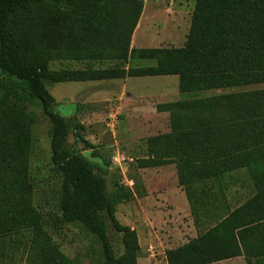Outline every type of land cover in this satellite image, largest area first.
<instances>
[{
    "label": "trees",
    "instance_id": "trees-1",
    "mask_svg": "<svg viewBox=\"0 0 264 264\" xmlns=\"http://www.w3.org/2000/svg\"><path fill=\"white\" fill-rule=\"evenodd\" d=\"M142 0H0V233L29 234V264H71L32 207L31 127L39 104L50 123V163L60 174V224L81 223L101 245L102 264L135 261L136 236L126 230L125 262L114 255L102 213L130 201V189L97 177L90 162L66 148L68 124L46 88L67 82L177 76L185 95L264 84V0H195L181 48H131ZM154 60L149 68L112 67L52 72L55 61ZM170 131L147 141L142 168L173 164L178 186L190 189L241 169L264 176V89L182 99L157 106ZM89 146V145H88ZM108 172L109 169L107 170ZM237 210L199 241L167 253L168 264H211L241 256L231 224ZM257 258V257H256ZM264 264L263 257L255 263Z\"/></svg>",
    "mask_w": 264,
    "mask_h": 264
},
{
    "label": "rangeland",
    "instance_id": "rangeland-1",
    "mask_svg": "<svg viewBox=\"0 0 264 264\" xmlns=\"http://www.w3.org/2000/svg\"><path fill=\"white\" fill-rule=\"evenodd\" d=\"M183 4L188 5V9L193 12L194 0ZM191 15L188 19L185 18L183 24L184 38L182 36L173 44L163 48L184 46L190 29ZM149 18L148 16L147 19ZM159 20H161L160 17L155 18L148 27L151 28L154 25L159 28ZM143 29L144 26L136 34V44H138V37L145 33ZM146 41L149 42V40ZM147 45L152 46V44ZM154 65V60L101 63L55 61L49 64V70L55 72L87 68H149ZM124 83L125 80L56 84H50L47 81L46 88L55 99V111L64 117L68 124L66 148L80 153L90 162L94 174L106 180L107 192L110 193L113 184L117 183L133 193L130 201L116 203L112 214H101L115 257L125 262V245L123 244L125 231L121 230L125 228L133 231L136 236L135 261L129 264H168L169 251L190 241H199L205 233L193 239H190L188 235L187 242L183 239V245L181 240L177 244L176 230L183 228L185 231L190 215L187 210L185 215L183 211L177 213L180 203L168 193L169 189L179 187L175 166L167 164L154 168H142L140 165L141 160L149 155L147 141L170 131L168 113L154 116L155 112L160 113L157 111V106L182 99L260 90L264 89V84L180 95L176 76L127 78L125 89ZM123 89L132 94L130 101L132 99L135 101L140 96H149L148 101H143L144 104L149 105L143 115L138 117L127 115L129 110L133 113V109ZM89 91L91 92L89 95L77 102L81 95ZM153 95H161V97H153ZM31 110L37 119L30 129L29 170L30 180L33 183L32 207L40 213L44 229L71 264H102L101 245L95 236L89 233L81 223L60 224L58 221L61 177L50 163L51 126L41 114L39 104L32 105ZM108 169L110 172L107 171ZM212 181H200L192 185L190 199L196 198L195 195L191 196L192 191L195 194L197 188L200 189ZM169 192L172 193L173 190ZM191 213L194 214L193 211ZM210 226L212 227L213 223ZM29 239L30 236L26 232L0 233V264H29L26 259Z\"/></svg>",
    "mask_w": 264,
    "mask_h": 264
},
{
    "label": "crops",
    "instance_id": "crops-1",
    "mask_svg": "<svg viewBox=\"0 0 264 264\" xmlns=\"http://www.w3.org/2000/svg\"><path fill=\"white\" fill-rule=\"evenodd\" d=\"M142 1L143 10L132 35L131 48H163L173 44V42L182 36V38H184L182 34L184 31L183 24L185 18L187 17L188 19L192 11L188 9V5L183 3H189V0ZM157 3H159V5ZM149 4L151 5L149 6ZM148 16L150 17L149 19H147ZM159 17L161 19L158 22L160 23V27L157 28L153 25L149 28L148 26H150L152 21ZM143 26V31L145 33H143L140 38L138 37V44H136V34ZM145 38H147L146 40H149V42L146 41ZM147 44H152V46L149 47ZM126 79H124L125 83ZM124 89V94L129 100L132 94H129ZM148 97L149 96H140L139 99L135 101L134 99H132V101L129 100L133 113L129 110V114L127 115L135 117L143 115V112H146L149 108V105L143 102L144 100L148 101ZM153 97H161V95H153ZM166 113L167 112H155L154 116L157 117L159 114ZM171 190H173L172 193L169 192ZM168 193L172 194V197L178 199V203H180V209L177 208L176 212L179 213L183 211V215H185L187 210L190 215L187 227H185L186 232L183 231V228L176 230L175 240L177 244H179V240H181V245H183V239L187 242L188 235L190 239H193L198 237L201 233H206L216 223L237 210L236 219H234L231 224L238 223L239 225L235 234L238 239L241 256L211 264H248L249 262L255 263L256 259L260 257L264 259V176H250L245 169L228 173L219 179L213 180L212 183L205 184V186L200 187V189L197 188L195 194L192 191L191 196L195 195L196 198L190 199V203L182 188H171L168 190ZM192 211L194 213L193 215L191 213ZM209 219H211L210 222L208 221ZM211 223H213L212 227L210 226Z\"/></svg>",
    "mask_w": 264,
    "mask_h": 264
},
{
    "label": "water",
    "instance_id": "water-1",
    "mask_svg": "<svg viewBox=\"0 0 264 264\" xmlns=\"http://www.w3.org/2000/svg\"><path fill=\"white\" fill-rule=\"evenodd\" d=\"M90 93L91 92L89 91V92H86L83 95H81V97L77 99V102L80 101L82 98L86 97L87 95H89Z\"/></svg>",
    "mask_w": 264,
    "mask_h": 264
}]
</instances>
